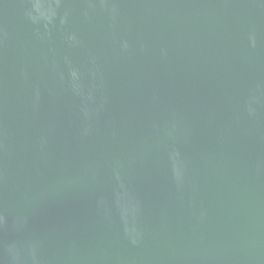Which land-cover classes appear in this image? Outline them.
I'll return each instance as SVG.
<instances>
[{
    "label": "water",
    "instance_id": "obj_1",
    "mask_svg": "<svg viewBox=\"0 0 264 264\" xmlns=\"http://www.w3.org/2000/svg\"><path fill=\"white\" fill-rule=\"evenodd\" d=\"M0 264H264V0H0Z\"/></svg>",
    "mask_w": 264,
    "mask_h": 264
}]
</instances>
